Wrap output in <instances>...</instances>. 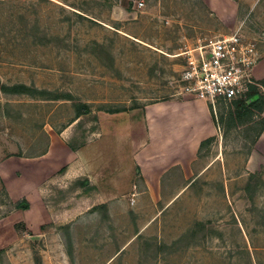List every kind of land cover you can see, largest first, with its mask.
<instances>
[{"label": "rangeland", "instance_id": "1", "mask_svg": "<svg viewBox=\"0 0 264 264\" xmlns=\"http://www.w3.org/2000/svg\"><path fill=\"white\" fill-rule=\"evenodd\" d=\"M235 31L260 52L264 109V0H0V264H264V113L228 115L245 97L217 103L191 170L150 183L138 160L178 54ZM51 141L91 154L34 202L17 157Z\"/></svg>", "mask_w": 264, "mask_h": 264}, {"label": "crops", "instance_id": "2", "mask_svg": "<svg viewBox=\"0 0 264 264\" xmlns=\"http://www.w3.org/2000/svg\"><path fill=\"white\" fill-rule=\"evenodd\" d=\"M210 3L215 7L212 1ZM143 117L147 135L140 143L138 160L143 167L151 168L152 172L145 174L142 169L143 176L147 174V180L151 178L147 181L150 183L155 181L161 184L163 177L169 175L173 169L191 170L198 159L201 146L215 135L216 127L211 107L202 100L176 96L175 99L148 105L144 109ZM85 150L64 151L58 142L51 141L45 152L37 156L38 158L25 156L26 158L18 159L17 157L16 163L28 169L29 179H31L32 169H35L33 172L35 178L25 181L21 187L24 188L22 192L29 194L34 202L44 199L46 196H43L42 181H50L51 178H44V176L53 175V172H58L67 163H71L72 166L80 163L83 156L89 160L92 148L87 147V152ZM97 168V165L89 164V167L83 173L79 171L76 177L87 176L91 182L92 173H95ZM93 184L97 185V183ZM21 188H19V194H21ZM12 199H18L17 193L12 196Z\"/></svg>", "mask_w": 264, "mask_h": 264}, {"label": "built area", "instance_id": "3", "mask_svg": "<svg viewBox=\"0 0 264 264\" xmlns=\"http://www.w3.org/2000/svg\"><path fill=\"white\" fill-rule=\"evenodd\" d=\"M244 41L235 31L179 53L185 56V64L178 78L177 97L205 101L218 123V102L242 99L251 86H258L253 70L261 55L255 43Z\"/></svg>", "mask_w": 264, "mask_h": 264}, {"label": "trees", "instance_id": "4", "mask_svg": "<svg viewBox=\"0 0 264 264\" xmlns=\"http://www.w3.org/2000/svg\"><path fill=\"white\" fill-rule=\"evenodd\" d=\"M258 85H260V83L257 82ZM263 84V83H262ZM264 85H261V87H263ZM18 87H24L23 85L18 86ZM11 87H6L4 89L5 92H10L11 89H8ZM13 90H15L14 88H12ZM257 87L256 86H251L249 92L245 95V99L243 101H241L242 105H239L238 107V112H234L232 109H230V111L228 112L229 115V119L232 118V116L234 114H236V118H243V116L249 115V116H262V114L264 113V109H263V103H262V94L257 92ZM251 100L248 101V100ZM238 113V114H237ZM227 115V116H228ZM239 119V121H240Z\"/></svg>", "mask_w": 264, "mask_h": 264}]
</instances>
